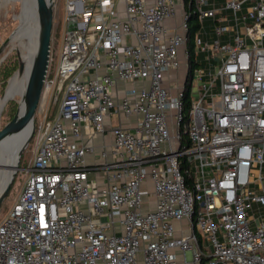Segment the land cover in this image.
I'll list each match as a JSON object with an SVG mask.
<instances>
[{
    "label": "built area",
    "instance_id": "obj_1",
    "mask_svg": "<svg viewBox=\"0 0 264 264\" xmlns=\"http://www.w3.org/2000/svg\"><path fill=\"white\" fill-rule=\"evenodd\" d=\"M52 1L61 44L0 264H264V0Z\"/></svg>",
    "mask_w": 264,
    "mask_h": 264
},
{
    "label": "rangeland",
    "instance_id": "obj_2",
    "mask_svg": "<svg viewBox=\"0 0 264 264\" xmlns=\"http://www.w3.org/2000/svg\"><path fill=\"white\" fill-rule=\"evenodd\" d=\"M22 0H0V100L6 97L10 93V82L13 78L18 75V67L20 68L21 59L24 62V66L28 63L29 56L23 51L17 49V51H10V47H16L20 44L29 46L28 42L21 38V35L16 36V34L12 37V41L10 45H6V41L11 36V34L17 29L19 23V14L21 9ZM62 4H60L61 8ZM63 9L61 8V11ZM61 15L53 12V28L51 33V43L53 44V54H52V67L56 64V57L60 48V39H61V25H60ZM211 23L209 21L205 22V27L208 31L211 30ZM198 62L201 63V58H199ZM205 63H202V67H205ZM204 71H207V66L204 68ZM174 78V75H172ZM181 81V77H180ZM21 98H14L8 102V105L4 109L5 111L2 114L0 120V131L3 130V126L6 125L15 115L16 113V105L19 104ZM45 101L40 100L37 106V111L34 119V123H36L37 118L41 117L45 108ZM58 106V105H57ZM57 106H55V110L52 112L49 111V119L53 118V115L57 113ZM52 105H50V109ZM43 111V112H42ZM115 124V121H113ZM33 139L30 140L28 147L22 152L20 156V161L17 165V170L14 175V180L12 185L8 191V195L5 197V200L2 202L0 206V222L5 218V215L9 212L10 208L13 206L16 198L19 195L21 190V186L24 177V169L28 168L31 158V152L33 148ZM193 156H189V160L191 161ZM194 163H190V166H193ZM147 189H150V186L147 184Z\"/></svg>",
    "mask_w": 264,
    "mask_h": 264
},
{
    "label": "water",
    "instance_id": "obj_3",
    "mask_svg": "<svg viewBox=\"0 0 264 264\" xmlns=\"http://www.w3.org/2000/svg\"><path fill=\"white\" fill-rule=\"evenodd\" d=\"M34 9L36 10L38 19V34H37V47L34 55L33 67L30 71L28 81L23 91V96L19 104L16 106V113L13 118L3 126V130L0 131V145L12 134L16 133L20 124L30 126L27 136L21 142V146L16 152L15 160L16 167L19 163L22 152L28 147L29 142L34 132V118L37 111V106L42 96V87L45 80V74L49 65V52L51 46V33L53 22V1L52 0H33ZM19 70V67H18ZM17 70V72H18ZM16 171L10 176L4 191L0 196V206L8 195V191L14 180Z\"/></svg>",
    "mask_w": 264,
    "mask_h": 264
},
{
    "label": "bare ground",
    "instance_id": "obj_4",
    "mask_svg": "<svg viewBox=\"0 0 264 264\" xmlns=\"http://www.w3.org/2000/svg\"><path fill=\"white\" fill-rule=\"evenodd\" d=\"M21 9L19 14V25L17 29L11 34L6 45H10L12 37L21 35V38L28 42L29 46L18 45L16 47H10V51H23L29 56L28 63L24 66V62L21 59L18 75L10 82V93L0 100V120L4 109L8 105V102L14 98H21L25 89L26 83L29 78L30 71L34 63V55L37 47V34L39 30L38 19L36 10L34 9L33 0H22ZM7 109V108H6ZM30 126L20 124L16 133L5 139L0 145V196L4 191L10 176L16 171L15 155L21 146V142L27 136ZM19 166V165H18Z\"/></svg>",
    "mask_w": 264,
    "mask_h": 264
},
{
    "label": "crops",
    "instance_id": "obj_5",
    "mask_svg": "<svg viewBox=\"0 0 264 264\" xmlns=\"http://www.w3.org/2000/svg\"><path fill=\"white\" fill-rule=\"evenodd\" d=\"M83 142L85 144H88V146L93 147L94 152L88 153L86 158V164L88 165H93V164H98L100 162V154L103 151V147L105 146V151L107 153H109L110 149H111V138L109 135H106L103 139L96 136L92 139H83ZM91 178L97 179L99 182H103V177L100 174H95V175H91ZM178 256V260H179V264H183V261H186L187 264H190V256L188 254H184L182 255H177Z\"/></svg>",
    "mask_w": 264,
    "mask_h": 264
},
{
    "label": "trees",
    "instance_id": "obj_6",
    "mask_svg": "<svg viewBox=\"0 0 264 264\" xmlns=\"http://www.w3.org/2000/svg\"><path fill=\"white\" fill-rule=\"evenodd\" d=\"M194 29L195 28H192L189 32H188V48L189 50L192 49V34L194 32ZM192 68H193V65L191 64L190 67L188 68V74H187V78H186V83H185V87L184 89H186V92H185V96H184V99H183V105H184V108H183V122H185V120L187 119V114L189 112V109H190V105H189V97H188V89H187V86H188V82L190 81L191 79V76H192Z\"/></svg>",
    "mask_w": 264,
    "mask_h": 264
}]
</instances>
